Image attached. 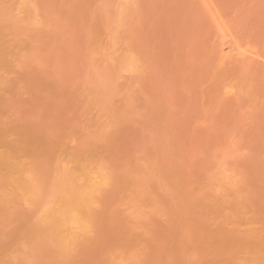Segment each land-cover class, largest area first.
<instances>
[{
	"label": "rangeland",
	"instance_id": "obj_1",
	"mask_svg": "<svg viewBox=\"0 0 264 264\" xmlns=\"http://www.w3.org/2000/svg\"><path fill=\"white\" fill-rule=\"evenodd\" d=\"M0 264H264V0H0Z\"/></svg>",
	"mask_w": 264,
	"mask_h": 264
}]
</instances>
